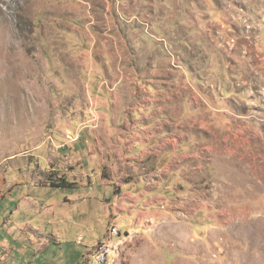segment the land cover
<instances>
[{"label":"crops","instance_id":"1","mask_svg":"<svg viewBox=\"0 0 264 264\" xmlns=\"http://www.w3.org/2000/svg\"><path fill=\"white\" fill-rule=\"evenodd\" d=\"M44 1L46 45L55 43L49 49L52 57L59 52L61 68L66 55L68 70H76L67 76L78 81L69 95L87 97L73 110L93 111L99 121L82 145L84 136L72 143L74 153L70 145L61 150L73 159L66 172L61 163L50 171L74 184L71 190L89 188L66 197L74 207L62 216L86 209L79 217L104 229L92 247L112 225L127 226L119 245L160 225L175 237L187 229V238L210 240L233 221L261 215L264 201L255 204L251 193L264 191V176L242 171L247 161L257 163L262 142L254 127L261 125L239 112L230 94L236 88L223 89V80L240 75L221 72L207 51L199 55L193 34L175 23L174 0Z\"/></svg>","mask_w":264,"mask_h":264},{"label":"rangeland","instance_id":"2","mask_svg":"<svg viewBox=\"0 0 264 264\" xmlns=\"http://www.w3.org/2000/svg\"><path fill=\"white\" fill-rule=\"evenodd\" d=\"M174 1L175 23L182 33L188 29L193 34L198 54L207 51V57L219 62L221 72L240 75L238 80H223V89L236 88L230 91L232 101L245 119L259 122L261 126L255 124L254 129H259L262 142L257 163L247 161L242 171L264 176V0ZM45 7L44 0H0V264H84V255L104 238L100 225L79 217L85 208L73 209L70 218L62 216L74 207L67 205L66 197L75 191L82 195L89 188H53L68 181L50 172L51 164L61 163L58 169L66 172L73 161L59 147L70 145L68 152L74 153L72 143L84 136L82 145L87 130L96 131L99 121L93 111L87 117L85 111L73 110L87 97L68 93L70 83L78 86V81L67 79L76 70H68L66 55L61 68L56 60L59 52L52 57L49 49L55 43L46 45ZM36 13H40L38 21ZM54 74L66 79H55ZM236 96L239 101L233 99ZM87 103L89 108L96 106L92 99ZM71 134L80 136L77 142H71ZM84 151L79 153H89ZM89 161L82 159L87 167ZM251 194L255 204L264 201V191ZM263 213H254L247 222H230L210 240L198 235L187 238V229L175 237L170 225L147 228L146 236L139 231L121 245L120 236H115L116 255L108 264H264ZM179 225L175 230L181 229ZM120 226L115 227L125 232L127 226Z\"/></svg>","mask_w":264,"mask_h":264},{"label":"bare ground","instance_id":"3","mask_svg":"<svg viewBox=\"0 0 264 264\" xmlns=\"http://www.w3.org/2000/svg\"><path fill=\"white\" fill-rule=\"evenodd\" d=\"M116 226V225H115ZM112 227L109 231L108 238L102 241L93 252L86 257L84 264H100V260L104 258L106 260L105 264H108L115 253V244L113 243V238L115 236H121V230L118 227ZM117 246V245H116Z\"/></svg>","mask_w":264,"mask_h":264},{"label":"built area","instance_id":"4","mask_svg":"<svg viewBox=\"0 0 264 264\" xmlns=\"http://www.w3.org/2000/svg\"><path fill=\"white\" fill-rule=\"evenodd\" d=\"M95 126H96V121H95L94 119H92V127L95 128ZM70 137H71V142H77L78 139L80 138L79 135H72V134H71ZM51 141L54 142V140H53L52 138H51ZM59 148H60V149H65V148H67V145H66V144H63V145L60 146ZM112 227H114V225H112L111 228H110L109 230H111ZM120 237H121V236H120ZM103 241H104V240H103ZM105 262H106V260H105L104 258H102V259L100 260V264H105Z\"/></svg>","mask_w":264,"mask_h":264},{"label":"trees","instance_id":"5","mask_svg":"<svg viewBox=\"0 0 264 264\" xmlns=\"http://www.w3.org/2000/svg\"><path fill=\"white\" fill-rule=\"evenodd\" d=\"M63 182V181H62ZM72 184H70L69 182H63L62 184H58V185H54L53 188H72Z\"/></svg>","mask_w":264,"mask_h":264}]
</instances>
